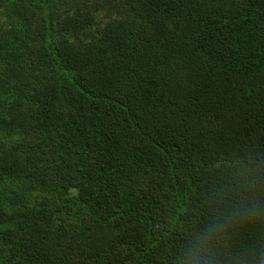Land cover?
<instances>
[{
  "label": "trees",
  "instance_id": "trees-1",
  "mask_svg": "<svg viewBox=\"0 0 264 264\" xmlns=\"http://www.w3.org/2000/svg\"><path fill=\"white\" fill-rule=\"evenodd\" d=\"M240 165L264 0H0V264H174Z\"/></svg>",
  "mask_w": 264,
  "mask_h": 264
},
{
  "label": "clouds",
  "instance_id": "clouds-1",
  "mask_svg": "<svg viewBox=\"0 0 264 264\" xmlns=\"http://www.w3.org/2000/svg\"><path fill=\"white\" fill-rule=\"evenodd\" d=\"M216 209L190 227L174 264H264V244L236 242L242 222L264 223V165H240L234 180L214 197Z\"/></svg>",
  "mask_w": 264,
  "mask_h": 264
}]
</instances>
